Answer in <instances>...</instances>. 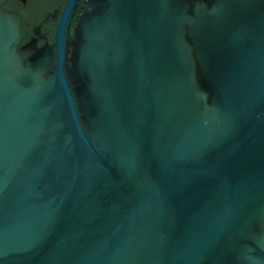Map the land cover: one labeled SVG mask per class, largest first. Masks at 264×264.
<instances>
[{"label": "water", "instance_id": "water-1", "mask_svg": "<svg viewBox=\"0 0 264 264\" xmlns=\"http://www.w3.org/2000/svg\"><path fill=\"white\" fill-rule=\"evenodd\" d=\"M5 1L0 264H264V0Z\"/></svg>", "mask_w": 264, "mask_h": 264}, {"label": "flooded vegetation", "instance_id": "flooded-vegetation-1", "mask_svg": "<svg viewBox=\"0 0 264 264\" xmlns=\"http://www.w3.org/2000/svg\"><path fill=\"white\" fill-rule=\"evenodd\" d=\"M67 2L68 0H6L3 9L21 17V46L35 42L39 47L47 44L55 47L58 25ZM78 11H81L80 6L77 7L73 21L78 18ZM72 23L69 28L70 36H73ZM67 44L70 53L71 38L67 39Z\"/></svg>", "mask_w": 264, "mask_h": 264}]
</instances>
